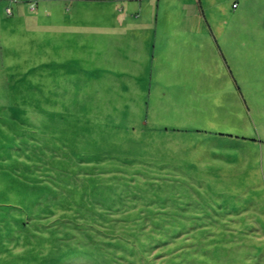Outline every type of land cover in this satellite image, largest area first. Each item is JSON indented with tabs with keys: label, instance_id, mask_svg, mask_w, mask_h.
<instances>
[{
	"label": "rangeland",
	"instance_id": "1",
	"mask_svg": "<svg viewBox=\"0 0 264 264\" xmlns=\"http://www.w3.org/2000/svg\"><path fill=\"white\" fill-rule=\"evenodd\" d=\"M0 264H264V0H0Z\"/></svg>",
	"mask_w": 264,
	"mask_h": 264
},
{
	"label": "built area",
	"instance_id": "2",
	"mask_svg": "<svg viewBox=\"0 0 264 264\" xmlns=\"http://www.w3.org/2000/svg\"><path fill=\"white\" fill-rule=\"evenodd\" d=\"M235 5V4H234ZM7 12H9V9H7Z\"/></svg>",
	"mask_w": 264,
	"mask_h": 264
}]
</instances>
